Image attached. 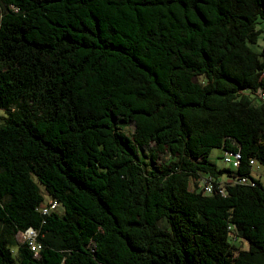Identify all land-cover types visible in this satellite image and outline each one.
<instances>
[{
    "label": "trees",
    "instance_id": "16d2710c",
    "mask_svg": "<svg viewBox=\"0 0 264 264\" xmlns=\"http://www.w3.org/2000/svg\"><path fill=\"white\" fill-rule=\"evenodd\" d=\"M262 28L264 0H0V264H264Z\"/></svg>",
    "mask_w": 264,
    "mask_h": 264
},
{
    "label": "rangeland",
    "instance_id": "374dc122",
    "mask_svg": "<svg viewBox=\"0 0 264 264\" xmlns=\"http://www.w3.org/2000/svg\"><path fill=\"white\" fill-rule=\"evenodd\" d=\"M264 30V28H262ZM264 46V34L259 38L258 44L253 46V50L256 52H260ZM1 114V111H0ZM223 151L220 149H213L210 154V160H212L218 167L224 168L229 167V165L225 164L223 161ZM255 176L260 178L261 181L264 183V166L257 164L255 166ZM19 241L24 240V236L20 235L18 237ZM237 247H239L241 250H247V243L245 241H234Z\"/></svg>",
    "mask_w": 264,
    "mask_h": 264
},
{
    "label": "built area",
    "instance_id": "2783aa9c",
    "mask_svg": "<svg viewBox=\"0 0 264 264\" xmlns=\"http://www.w3.org/2000/svg\"><path fill=\"white\" fill-rule=\"evenodd\" d=\"M262 100L264 101V96L262 97ZM239 161H240V154L225 153L224 155V162L227 164H233L234 166L237 167ZM251 165H255L254 161L251 162ZM247 182L248 179L246 178L238 179V183H247ZM205 188L207 193H210L212 190V186L209 184H206ZM23 236L25 240L30 241L32 250L36 251L39 248V246L35 243L36 233L32 229H29Z\"/></svg>",
    "mask_w": 264,
    "mask_h": 264
}]
</instances>
